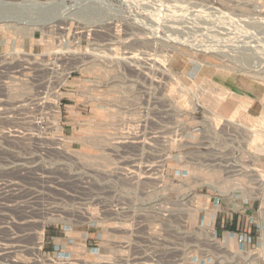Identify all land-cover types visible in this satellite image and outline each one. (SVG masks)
I'll use <instances>...</instances> for the list:
<instances>
[{"label": "rangeland", "instance_id": "rangeland-1", "mask_svg": "<svg viewBox=\"0 0 264 264\" xmlns=\"http://www.w3.org/2000/svg\"><path fill=\"white\" fill-rule=\"evenodd\" d=\"M5 15L0 53L38 51L29 25L79 24L93 38L68 82L64 121L135 134L128 165L142 179L127 183L125 214L93 222L90 234L61 218L0 214V264H236L264 254V0H0ZM6 165L0 175L18 171ZM240 218L237 232L228 224Z\"/></svg>", "mask_w": 264, "mask_h": 264}, {"label": "built area", "instance_id": "built-area-1", "mask_svg": "<svg viewBox=\"0 0 264 264\" xmlns=\"http://www.w3.org/2000/svg\"><path fill=\"white\" fill-rule=\"evenodd\" d=\"M82 30L79 24L56 23L34 32L38 51L24 56L0 53V168L18 165L17 172L0 175V214L55 217L71 227L90 223L89 228H94L95 221L125 214L127 183L142 179L139 171L131 169L140 165H128L132 161L128 148L141 142L135 134L121 130L81 133L64 121L68 82L87 63L86 56L93 55L90 48H95L93 38L83 37ZM89 89L94 95L95 89ZM12 156L18 160L13 162ZM69 260L57 258L62 264ZM106 263L173 261L138 256ZM236 264H264V254Z\"/></svg>", "mask_w": 264, "mask_h": 264}, {"label": "bare ground", "instance_id": "bare-ground-1", "mask_svg": "<svg viewBox=\"0 0 264 264\" xmlns=\"http://www.w3.org/2000/svg\"><path fill=\"white\" fill-rule=\"evenodd\" d=\"M7 15H5V16H3L2 17V19H0V30L2 31L3 30V28H4V26L5 25H8L9 24V22H10V18H8V17H6ZM1 18V17H0ZM18 20V19H17ZM17 20H15V21H17ZM3 21H6V23L5 24H2V22ZM19 23H22V22H19ZM50 23H52V22H50ZM59 23V22H58ZM23 24V23H22ZM29 25V24H28ZM30 26V28L28 29V30H30V33L33 35V31L34 30H36V29H38V28H41V29H45V28H43V27H39L40 25H38V26H31V25H29ZM15 29H16V31H17V33L19 34V33H23V30H24V28L22 27V26H16L15 25V27H14ZM5 29V28H4ZM83 32V31H82ZM21 36V35H20ZM13 38V37H12ZM259 92L261 91V92H263V89H259L258 90ZM258 92V93H259ZM257 93V92H256ZM255 93V91H254V93H253V95H252V99L257 95ZM264 93V92H263ZM262 93V94H263ZM261 102V101H260ZM263 103V101L260 103V104H262ZM230 121H232V120H230ZM235 125L237 124V126H240L241 124L240 123H238V122H241V121H232ZM237 122V123H236ZM263 145H264V140L261 142ZM16 157L15 156H12V159L14 160ZM16 160V159H15ZM229 170H231V172L233 173V171H235V172H237V171H239V169H235V170H232L231 168H228ZM227 169V170H228ZM228 172H230V171H228ZM220 208V205L216 208V209H219ZM263 213H264V211H263ZM214 216H215V213H212V214H210L209 215V218H210V220L212 219L213 220V218H214ZM86 224V223H85ZM90 225V223H87V226H89ZM88 228V227H87ZM206 232H207V234L212 238V240H213V242L215 243V245L217 246V243H218V241L215 239V229L211 226V227H209V228H207L206 230H205ZM229 240H231V237H230V235H228V242H229ZM5 249V248H4ZM7 253H8V255H9V252L7 251ZM7 255V256H8ZM244 256V255H243ZM247 256H249V255H245V257H247ZM238 261L237 262H235V263H238L239 261H241L242 259H237Z\"/></svg>", "mask_w": 264, "mask_h": 264}, {"label": "crops", "instance_id": "crops-1", "mask_svg": "<svg viewBox=\"0 0 264 264\" xmlns=\"http://www.w3.org/2000/svg\"><path fill=\"white\" fill-rule=\"evenodd\" d=\"M40 48V45L38 44V45H36L35 46V49H39ZM242 93L246 96V93L247 92H245L244 90L242 91ZM231 94H232V92L230 93V95L229 96H231ZM250 94V96H251V94L252 93H249ZM257 96V95H256ZM256 96L254 97V100L256 99ZM259 96V95H258ZM252 97V96H251ZM67 124H69L70 126H73V124L72 123H70V122H67ZM228 221V223H229V220H227ZM223 222V221H222ZM217 222V226H218V228H221V229H223V228H225V226H226V222ZM228 225H233V229L235 230V231H240L241 229H242V227L245 225V223L243 222V220L240 218L239 219V221H238V224H236V222H230V224H228ZM95 230V229H94ZM235 231H233L234 233H235ZM88 232H89V234L90 233H92L93 231H92V229L91 228H89L88 229ZM91 237V236H90ZM97 237V236H96ZM231 237V236H230ZM226 238H227V240H228V235L226 236ZM94 239H96V238H94ZM230 242H231V240H229ZM262 247L264 248V243L262 244ZM248 252H252L251 250L250 251H248ZM256 253H258V252H256ZM256 253H253V254H251V255H257ZM251 255H249V256H251ZM260 255H262V254H260Z\"/></svg>", "mask_w": 264, "mask_h": 264}]
</instances>
